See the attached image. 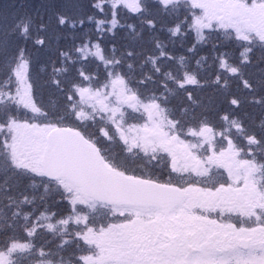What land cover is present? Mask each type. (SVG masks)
<instances>
[{"label":"snow or ice","instance_id":"1","mask_svg":"<svg viewBox=\"0 0 264 264\" xmlns=\"http://www.w3.org/2000/svg\"><path fill=\"white\" fill-rule=\"evenodd\" d=\"M0 264H264V0H0Z\"/></svg>","mask_w":264,"mask_h":264}]
</instances>
